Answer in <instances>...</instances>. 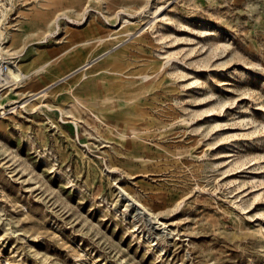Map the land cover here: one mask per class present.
I'll list each match as a JSON object with an SVG mask.
<instances>
[{
	"label": "rangeland",
	"instance_id": "1",
	"mask_svg": "<svg viewBox=\"0 0 264 264\" xmlns=\"http://www.w3.org/2000/svg\"><path fill=\"white\" fill-rule=\"evenodd\" d=\"M88 24L94 79L29 84ZM0 47V264H264V0H0Z\"/></svg>",
	"mask_w": 264,
	"mask_h": 264
},
{
	"label": "crops",
	"instance_id": "2",
	"mask_svg": "<svg viewBox=\"0 0 264 264\" xmlns=\"http://www.w3.org/2000/svg\"><path fill=\"white\" fill-rule=\"evenodd\" d=\"M65 36L69 37L68 43L56 49L38 45L27 47L25 61L30 70L29 79H33L29 84L36 86L54 79H94L95 69L107 65V56L102 55L108 50H105V43L98 41L101 37L99 26L71 27L69 31L65 29L62 37ZM84 89L80 88L79 92L85 94Z\"/></svg>",
	"mask_w": 264,
	"mask_h": 264
},
{
	"label": "bare ground",
	"instance_id": "3",
	"mask_svg": "<svg viewBox=\"0 0 264 264\" xmlns=\"http://www.w3.org/2000/svg\"><path fill=\"white\" fill-rule=\"evenodd\" d=\"M5 13V12H4ZM3 48L0 47V51L2 50ZM10 63H13L12 61H10ZM11 67V69H10ZM10 69V70H9ZM9 72H10V75H9ZM26 74H23L22 70L20 69V67L15 63V64H9L8 65V69H7V72H6V75H4L3 77V82L5 84H8L6 87L10 86L11 85V82H13V84H16V83H19L20 81H22V79H25L26 78ZM4 83H2L4 85ZM0 84V85H2ZM3 90V89H1ZM17 102V101H15ZM0 108H3V105L0 104ZM138 213V212H137Z\"/></svg>",
	"mask_w": 264,
	"mask_h": 264
},
{
	"label": "built area",
	"instance_id": "4",
	"mask_svg": "<svg viewBox=\"0 0 264 264\" xmlns=\"http://www.w3.org/2000/svg\"><path fill=\"white\" fill-rule=\"evenodd\" d=\"M9 64H11L10 61L0 62V79H3L4 75H6Z\"/></svg>",
	"mask_w": 264,
	"mask_h": 264
}]
</instances>
